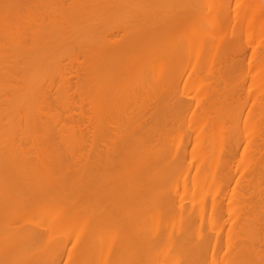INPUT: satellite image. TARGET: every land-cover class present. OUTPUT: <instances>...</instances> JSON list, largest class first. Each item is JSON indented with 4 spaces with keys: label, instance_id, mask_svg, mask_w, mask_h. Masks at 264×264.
I'll list each match as a JSON object with an SVG mask.
<instances>
[{
    "label": "bare ground",
    "instance_id": "6f19581e",
    "mask_svg": "<svg viewBox=\"0 0 264 264\" xmlns=\"http://www.w3.org/2000/svg\"><path fill=\"white\" fill-rule=\"evenodd\" d=\"M203 1L0 0V264H264V45Z\"/></svg>",
    "mask_w": 264,
    "mask_h": 264
},
{
    "label": "rangeland",
    "instance_id": "374dc122",
    "mask_svg": "<svg viewBox=\"0 0 264 264\" xmlns=\"http://www.w3.org/2000/svg\"><path fill=\"white\" fill-rule=\"evenodd\" d=\"M238 1H240V0H231V3H232V5H233V3H235V2H237V3H239V6L241 7L242 6V4L243 3H245V4H243L244 6H245V14H244V12H243V19H242V22H244L245 24L244 25H242V27H244L243 29H242V27H240L241 28V30H239L240 31V33H241V41H240V43L242 42V45H245L246 47H247V44H248V46H250L251 47V50H249L248 49V51L249 52H247L248 54H246V57L244 58V57H240V58H244V62H248V60L250 59V57H251V51H252V46H254V47H259V46H261L262 44L264 45V17H263V15H264V13L261 11V9L259 8L258 10H257V8H258V6H259V4L262 2L263 4H264V0H261V1H259V0H241L240 2H238ZM249 1V2H248ZM255 1V2H254ZM203 2H205L204 4L202 3L201 5L204 7V9H203V7H200L201 9V11L206 15V10H207V15H210L209 17L213 20V19H215V20H217V21H215V22H221L220 21V19L221 18H223V16H224V14H223V5L221 4L222 3V0H216V3H219V6L217 5V6H215V4L212 2V0L211 1H209V3L211 2V4H212V6H211V4L210 5H208V3H207V0H204ZM207 4V8H206V5ZM249 4H250V6H249ZM257 4V5H256ZM210 6V7H209ZM257 6V8L255 9V7ZM213 7V8H212ZM246 7L248 8H250L249 10L248 9H246ZM252 7H253V9H254V11L255 12H253V9H252ZM205 8H206V10H205ZM221 8V9H220ZM242 8H244L243 6H242ZM203 9V10H202ZM210 9V10H209ZM214 9V11L213 12H211L212 10ZM260 10V11H259ZM263 10V9H262ZM200 11V12H201ZM219 11V12H218ZM222 11V12H221ZM250 11V12H249ZM253 13H252V12ZM202 12L200 13V14H202ZM211 12V13H210ZM221 12V13H220ZM247 12H249L248 14L250 15H246L247 14ZM263 14H261V13ZM210 13V14H209ZM251 13V14H250ZM254 13H255V15H254ZM202 16H203V14H202ZM201 16V19L203 20V17ZM251 16H253V17H251ZM209 17H204V19H206L205 20V22H204V20L203 21H201V24L202 23H204V25L206 26H208L209 27V24L211 23V21L212 20H210V18ZM259 17V18H258ZM245 18H250L251 19V21L252 20H256L255 21V25L258 23L259 25H261L260 27L259 26H257V27H255V25H254V27H251V26H249V24H250V22L247 24V22H245ZM259 19H261V20H259ZM208 20H210V23L209 24H206L207 22H208ZM258 21V22H257ZM257 22V23H256ZM213 23H214V21H213ZM261 23V24H260ZM217 24V23H216ZM203 25V24H202ZM204 26V27H205ZM202 28V27H201ZM200 28V29H201ZM205 28H207V27H205ZM210 28V27H209ZM209 28H207V29H209ZM238 29H239V26H238ZM257 31H256V30ZM258 30H259V32H258ZM263 30V31H262ZM247 31V32H246ZM248 32H250V33H248ZM255 32H257V35H256V33ZM263 32V33H262ZM249 34V37H251L250 38V40L248 41V39H247V34ZM261 33V34H260ZM244 34V35H243ZM246 34V35H245ZM205 35V34H204ZM245 39V40H244ZM262 39V40H261ZM244 41V42H243ZM246 41H247V43H246ZM252 41H254L255 43L253 44V43H251ZM259 42V43H258ZM244 43V44H243ZM259 44V46H257ZM249 47V48H250ZM239 58V59H240ZM241 60V59H240ZM214 78V76L212 77V80H214L213 79Z\"/></svg>",
    "mask_w": 264,
    "mask_h": 264
}]
</instances>
